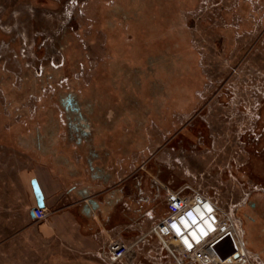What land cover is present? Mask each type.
Segmentation results:
<instances>
[{
  "label": "rangeland",
  "instance_id": "obj_1",
  "mask_svg": "<svg viewBox=\"0 0 264 264\" xmlns=\"http://www.w3.org/2000/svg\"><path fill=\"white\" fill-rule=\"evenodd\" d=\"M115 3L123 8L118 26L103 17L104 6ZM65 42L73 87L91 82L93 90L109 92L116 82L105 73L111 56L132 64L181 50L183 69L171 70V79L193 91L173 106L168 102L159 123L147 124L146 145L136 150L133 167L144 182L152 183L145 171L156 172L170 187L199 191L239 219L238 206L264 189V143L252 134L257 105H264V0H0V67L14 85L20 52L39 69L37 51L57 65ZM147 66L140 77L144 85L156 68ZM188 69L198 71V78L188 76ZM198 82L202 98H195ZM26 103L29 118L36 117L38 102L30 97ZM27 127L13 128L10 122L1 127L0 151L16 147V130L25 133ZM150 205L141 202L143 208ZM164 213L165 204L158 205L153 216ZM140 224L127 238L133 253L118 264H176L143 219ZM0 247V264H25L32 257L8 256L5 239L0 238Z\"/></svg>",
  "mask_w": 264,
  "mask_h": 264
},
{
  "label": "crops",
  "instance_id": "obj_2",
  "mask_svg": "<svg viewBox=\"0 0 264 264\" xmlns=\"http://www.w3.org/2000/svg\"><path fill=\"white\" fill-rule=\"evenodd\" d=\"M123 63L134 65L122 56L108 58L105 73L116 82L111 92L95 90L113 106L99 133L77 140L59 124L57 135L43 139L41 148L24 137L16 139V147L0 151V238L9 243L8 256H32L25 264H109L103 259L108 239H132L142 219L148 228L154 209L164 204L162 189L144 182L133 167L134 89L130 82L118 88L115 77ZM88 93L92 96L82 90ZM145 173L150 181L157 176ZM32 178L43 195L46 215L40 220L30 214L36 206ZM141 202L151 205L143 208Z\"/></svg>",
  "mask_w": 264,
  "mask_h": 264
},
{
  "label": "flooded vegetation",
  "instance_id": "obj_3",
  "mask_svg": "<svg viewBox=\"0 0 264 264\" xmlns=\"http://www.w3.org/2000/svg\"><path fill=\"white\" fill-rule=\"evenodd\" d=\"M259 41V38H256L254 44ZM67 45L66 42L61 45L62 61L57 65L48 56L44 57L43 52L40 53L39 49L37 57L39 56L41 60L37 59L36 62V64L39 62L37 64L39 69H36L34 61L27 62L24 58L25 55L20 52L19 58L22 65H20L19 75L16 76L18 81L16 85L9 80L8 71L4 72V69L0 67V128L9 122L13 128L21 127L25 123L32 129L27 127L25 133L17 129L15 137L19 139L26 137L37 148L42 147L43 139L57 135L59 124L64 126L68 136L77 140L81 138L89 140L92 135L99 133L103 121L110 119L113 114L111 112L113 106L105 104L104 100L96 97V91L93 90L91 82L82 88L75 89L73 87L71 78L68 76L71 74V67L66 71L69 66L68 56L63 53ZM22 50L24 51L23 48ZM195 76L198 78V71ZM132 81V77H125L124 83ZM48 86L52 87L51 92L50 90L46 92ZM89 88L92 89L90 90L92 96L90 93L83 95L82 89L89 92ZM195 91V98H202L199 82L196 84ZM30 97H33L38 103L35 105L37 108L34 107L36 117L29 118L26 101ZM203 110L204 108L198 110L196 116L200 117ZM255 114V129L252 134H257L256 140L262 144L264 143L263 104L258 103ZM0 132L3 130L0 129ZM255 193L261 197L259 202L248 198L238 206L236 211L241 218L239 221L244 240L247 241L251 251L264 263V189L260 188Z\"/></svg>",
  "mask_w": 264,
  "mask_h": 264
},
{
  "label": "built area",
  "instance_id": "obj_4",
  "mask_svg": "<svg viewBox=\"0 0 264 264\" xmlns=\"http://www.w3.org/2000/svg\"><path fill=\"white\" fill-rule=\"evenodd\" d=\"M152 182L164 192L165 213L149 220L148 231L160 240L176 264H264L245 245L241 223L232 209L224 211L209 196L188 186L173 188L155 176ZM32 214L40 220L46 211L34 206ZM131 253V242L115 235L106 242L103 259L118 264Z\"/></svg>",
  "mask_w": 264,
  "mask_h": 264
},
{
  "label": "trees",
  "instance_id": "obj_5",
  "mask_svg": "<svg viewBox=\"0 0 264 264\" xmlns=\"http://www.w3.org/2000/svg\"><path fill=\"white\" fill-rule=\"evenodd\" d=\"M117 7L119 8L118 11H116ZM122 9L123 8H121L120 5L116 3L111 6H104V20L108 19L109 21L106 22H110L109 24L111 25L116 23L115 25L118 26L119 21H122ZM180 51L181 50H176L174 52L165 54L160 52L159 54H153V56L150 54L145 57L146 61L144 60V62L134 63L132 66H128L126 63H123L120 64L119 68L115 71L117 74L115 77L118 79V88L124 87L125 77H127L128 73H130L129 76L133 78V81L130 82V85L134 89V119L136 121V136L138 138L136 145L137 149L146 145L147 140L145 135V127L151 120L159 123L157 121L159 120L160 115L166 114V107L167 105H170L168 102H170L173 106V101H178L179 97L183 98V95L186 97L190 90L193 91V86L186 84L183 87V82L177 84V82H174V79H171V70L180 73L181 69H183L181 66L182 60H180ZM147 65H153L156 68L154 70L155 72L153 73L152 80L149 81L148 84L144 85V83H141L140 77L142 76V70L145 69ZM188 70V76H194L197 73V71L192 73L191 69ZM141 78L144 77L142 76ZM176 94L178 95L177 98L174 97ZM159 100L160 103L162 102L160 105L158 103ZM170 108L173 109L172 107Z\"/></svg>",
  "mask_w": 264,
  "mask_h": 264
},
{
  "label": "water",
  "instance_id": "obj_6",
  "mask_svg": "<svg viewBox=\"0 0 264 264\" xmlns=\"http://www.w3.org/2000/svg\"><path fill=\"white\" fill-rule=\"evenodd\" d=\"M31 186H32L33 194L35 196L36 206L37 207H44L43 195H42L41 189L37 183V180L35 178L31 179ZM30 214H31V216H33L32 209L30 210Z\"/></svg>",
  "mask_w": 264,
  "mask_h": 264
},
{
  "label": "bare ground",
  "instance_id": "obj_7",
  "mask_svg": "<svg viewBox=\"0 0 264 264\" xmlns=\"http://www.w3.org/2000/svg\"><path fill=\"white\" fill-rule=\"evenodd\" d=\"M184 225H185L186 227H189L188 223H186V222L184 223Z\"/></svg>",
  "mask_w": 264,
  "mask_h": 264
}]
</instances>
